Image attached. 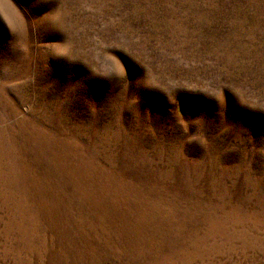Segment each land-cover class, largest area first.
Here are the masks:
<instances>
[{"label":"rangeland","instance_id":"1","mask_svg":"<svg viewBox=\"0 0 264 264\" xmlns=\"http://www.w3.org/2000/svg\"><path fill=\"white\" fill-rule=\"evenodd\" d=\"M0 264H264V0H0Z\"/></svg>","mask_w":264,"mask_h":264}]
</instances>
